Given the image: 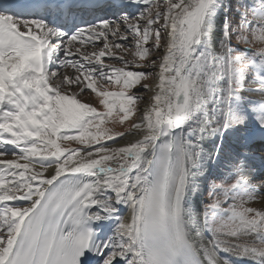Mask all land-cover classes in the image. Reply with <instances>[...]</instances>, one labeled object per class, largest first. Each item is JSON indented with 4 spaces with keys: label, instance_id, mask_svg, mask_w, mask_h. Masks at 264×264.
Masks as SVG:
<instances>
[{
    "label": "snow or ice",
    "instance_id": "6c2138e0",
    "mask_svg": "<svg viewBox=\"0 0 264 264\" xmlns=\"http://www.w3.org/2000/svg\"><path fill=\"white\" fill-rule=\"evenodd\" d=\"M0 264H264V0H0Z\"/></svg>",
    "mask_w": 264,
    "mask_h": 264
},
{
    "label": "bare ground",
    "instance_id": "6f19581e",
    "mask_svg": "<svg viewBox=\"0 0 264 264\" xmlns=\"http://www.w3.org/2000/svg\"><path fill=\"white\" fill-rule=\"evenodd\" d=\"M123 215L124 216H127L128 215L127 209H125V211L123 212Z\"/></svg>",
    "mask_w": 264,
    "mask_h": 264
},
{
    "label": "rangeland",
    "instance_id": "374dc122",
    "mask_svg": "<svg viewBox=\"0 0 264 264\" xmlns=\"http://www.w3.org/2000/svg\"><path fill=\"white\" fill-rule=\"evenodd\" d=\"M106 62H108V63H114V61H106ZM68 71L71 72V69H69ZM9 158H11V157H9Z\"/></svg>",
    "mask_w": 264,
    "mask_h": 264
}]
</instances>
